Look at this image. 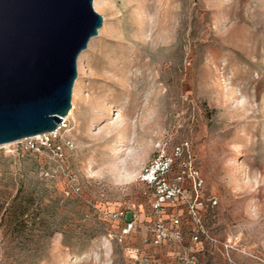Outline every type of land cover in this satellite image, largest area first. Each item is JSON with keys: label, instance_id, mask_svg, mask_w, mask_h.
<instances>
[{"label": "rangeland", "instance_id": "rangeland-1", "mask_svg": "<svg viewBox=\"0 0 264 264\" xmlns=\"http://www.w3.org/2000/svg\"><path fill=\"white\" fill-rule=\"evenodd\" d=\"M96 1L104 23L79 56L66 128L40 153L0 147V264H179L185 250L197 264H264V0H153L125 19L127 0L116 14ZM176 159L201 203H166L182 241L155 246L156 187L142 176L164 161L184 188ZM16 197L38 217L24 234Z\"/></svg>", "mask_w": 264, "mask_h": 264}, {"label": "water", "instance_id": "water-1", "mask_svg": "<svg viewBox=\"0 0 264 264\" xmlns=\"http://www.w3.org/2000/svg\"><path fill=\"white\" fill-rule=\"evenodd\" d=\"M104 23L94 0H0V147L53 133Z\"/></svg>", "mask_w": 264, "mask_h": 264}, {"label": "built area", "instance_id": "built-area-1", "mask_svg": "<svg viewBox=\"0 0 264 264\" xmlns=\"http://www.w3.org/2000/svg\"><path fill=\"white\" fill-rule=\"evenodd\" d=\"M66 124H67V119L64 118L55 132L25 140V141L30 142L29 150L40 153L41 150L44 149L45 146L49 145L50 147L51 138L58 137V134L60 133V131L66 128L67 126ZM36 139H39L41 141L42 146H39L37 142H33V140H36ZM155 167H156L155 165H151L145 168L143 172V176H142V179L144 182H146L147 184L151 186L156 187V193H157L155 204H154V212L157 215H159L160 219L156 223V225L150 230V234L153 237V240H154L153 242L155 246H161L167 242L181 243L182 234L180 230H168L165 225L164 220H162L161 215L165 209V204L168 202H172L173 204H175L176 202L184 201L185 199L189 207L194 210L195 205L200 203L199 194H196L197 197L195 196L196 202L191 203L186 198L185 193L183 192V189L180 186L176 185L175 187H172L168 185L165 179V176L168 174V171L170 170L171 165L163 161L161 165H158L157 169H155ZM194 180L195 178L193 176L192 183H194L193 182ZM195 186L196 188H198L196 183H194V187ZM126 213L127 212L118 213L117 215H115V217L116 218H122V217L126 218ZM179 224H180L179 219H173L172 221L173 226L178 227ZM135 227H136L135 215L133 213H128L127 219H125L124 221V227L122 228V233L120 235V242H122L125 237L129 236ZM194 239L197 240L198 238L195 237ZM181 245L182 247H184L183 244ZM184 253H185L184 256L180 258L179 264H197L198 263L197 258L195 256H189L187 250H185Z\"/></svg>", "mask_w": 264, "mask_h": 264}, {"label": "trees", "instance_id": "trees-1", "mask_svg": "<svg viewBox=\"0 0 264 264\" xmlns=\"http://www.w3.org/2000/svg\"><path fill=\"white\" fill-rule=\"evenodd\" d=\"M55 150H56V147L54 146L49 151L51 154H53V153H56ZM28 152L29 153H35L32 150H28ZM176 164H178V165H176ZM175 167H177L176 168L177 180L179 179L180 180L179 182H181V183L183 181V183L185 185L184 188H182L181 186L180 187L183 190L188 191V196L191 197L190 200L193 201V199L195 198V193H194L193 189L191 188L193 176H192V172L190 171V169L188 167V162L182 161V159H176L175 164H173L174 170H175ZM17 203H18V197H16L13 200V203L11 206L12 208H15V211L13 212V214L10 218L11 223L13 224L12 230H14V232H16V233L19 232L21 234H24L25 233L24 230H27L29 228V226H33L34 224L37 223L38 217L36 215H33L30 213V205L19 204V206L16 207ZM177 203L180 206H185L186 208H188V210L190 209L189 205L183 204V202L181 203L179 201Z\"/></svg>", "mask_w": 264, "mask_h": 264}, {"label": "bare ground", "instance_id": "bare-ground-1", "mask_svg": "<svg viewBox=\"0 0 264 264\" xmlns=\"http://www.w3.org/2000/svg\"><path fill=\"white\" fill-rule=\"evenodd\" d=\"M102 0H97L96 2H101ZM121 0H114V3L112 2H109V3H106L104 6L102 5V9L105 10V11H109L110 13L112 14H116L117 13V6L120 4ZM153 0H127V4L126 6H124V13H123V17L124 19L126 18V15L130 10H132L133 12V9H138L139 12H146V11H149L150 8L153 6L152 4ZM102 4H104L102 2ZM164 12V11H163ZM140 14V13H139ZM171 14V13H169ZM121 16V17H122ZM140 17V16H139ZM171 18V17H170ZM133 24V23H132ZM131 24V25H132ZM170 20L168 19V17H166V20H165V24H164V27H168L170 25ZM136 25V24H135ZM131 27V26H130ZM133 28V26H132ZM131 28V29H132ZM135 29V28H134ZM180 29V28H179ZM73 114V110L70 111L69 116H72ZM66 117V119L68 118Z\"/></svg>", "mask_w": 264, "mask_h": 264}]
</instances>
